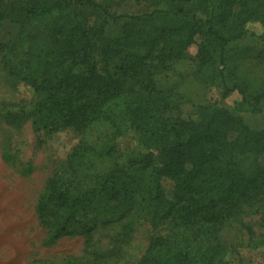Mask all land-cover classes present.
Here are the masks:
<instances>
[{
    "label": "trees",
    "instance_id": "1",
    "mask_svg": "<svg viewBox=\"0 0 264 264\" xmlns=\"http://www.w3.org/2000/svg\"><path fill=\"white\" fill-rule=\"evenodd\" d=\"M26 2L21 9L4 10L0 0V25L10 18L21 27L15 39L0 42L1 65L12 86H30L36 99L5 113V122L14 127L30 122L37 138L44 131L81 132L97 123H120L136 131L147 151L128 160L127 173L117 168L105 176L88 199L64 180L51 179L36 210L51 244L85 236L90 250V234L97 228L78 231L77 218L97 207L111 215L110 204L140 186L129 171H147L156 213L152 224L158 218L171 222L194 239L184 247L177 238L157 237L140 264H227V248H204L203 239L244 207L264 200V166L242 164L264 155V129L252 130L241 116L264 112V82L254 86L240 78L228 53L252 23L262 25L264 40V0H158L153 11L135 16L113 14L95 0ZM111 25L121 26L119 37L109 34ZM198 36L197 81L222 89L223 98L237 92L242 99L232 110L201 106L196 120L169 117L175 94L159 90L155 78L186 60ZM111 153L85 145L73 157ZM163 178L175 183L173 201L164 198Z\"/></svg>",
    "mask_w": 264,
    "mask_h": 264
},
{
    "label": "rangeland",
    "instance_id": "2",
    "mask_svg": "<svg viewBox=\"0 0 264 264\" xmlns=\"http://www.w3.org/2000/svg\"><path fill=\"white\" fill-rule=\"evenodd\" d=\"M108 6L113 14L140 15L153 11L158 0H95ZM3 9L23 8L26 0H3ZM91 21L95 16L87 10ZM21 31L19 24L8 18L0 25V42L15 39ZM247 35L231 44L229 56L235 73L254 86L264 82V40L260 23L248 25ZM121 26L111 25L109 34L119 37ZM202 38L188 50V58L155 78L159 90L173 92L172 118L196 120L201 106H219L232 110L242 97L234 92L223 98V90L197 81L196 54ZM36 99L34 90L20 83L12 86L1 65L0 53V264H140L148 246L157 237L182 241L184 247L193 245L192 232L173 229L171 222L159 220L152 224L153 192L149 172L129 171L137 174L139 184L127 198L123 192L112 202L111 215L101 207L89 214H81L74 229L96 227L90 234L91 249L85 236H72L51 244L50 234L37 216V206L48 182L54 178L64 180L75 193L90 198L88 194L113 170L121 168L127 173L128 160L146 154L139 135L127 126L114 127L111 123H97L85 131L66 130L58 133L41 132L37 138L30 122L20 127L10 126L4 115L20 104L31 106ZM254 131L264 129V112L241 114ZM85 145L101 151L112 150L104 158L85 156L75 159L74 153ZM243 166L253 163L264 166V155L243 160ZM129 181L133 182L131 179ZM164 198L174 200L175 183L163 178L159 182ZM119 187V186H118ZM104 205H107L104 204ZM155 213V214H154ZM163 213V212H162ZM162 215V214H161ZM86 225V226H83ZM177 235V237H176ZM185 242V243H184ZM202 246L222 244L227 248V264H264V200L243 208L230 219L224 228L204 238Z\"/></svg>",
    "mask_w": 264,
    "mask_h": 264
}]
</instances>
